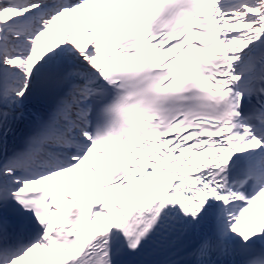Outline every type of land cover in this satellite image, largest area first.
Instances as JSON below:
<instances>
[{"label": "snow or ice", "instance_id": "snow-or-ice-1", "mask_svg": "<svg viewBox=\"0 0 264 264\" xmlns=\"http://www.w3.org/2000/svg\"><path fill=\"white\" fill-rule=\"evenodd\" d=\"M0 264H264V0H0Z\"/></svg>", "mask_w": 264, "mask_h": 264}]
</instances>
